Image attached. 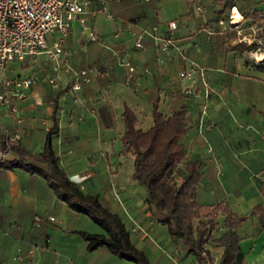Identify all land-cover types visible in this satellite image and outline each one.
<instances>
[{
    "label": "crops",
    "instance_id": "0c3cea01",
    "mask_svg": "<svg viewBox=\"0 0 264 264\" xmlns=\"http://www.w3.org/2000/svg\"><path fill=\"white\" fill-rule=\"evenodd\" d=\"M221 1L112 2V18L99 14L91 22L97 34L109 42V48L84 38L79 22L65 38L66 61L62 65L89 69L92 82L74 90L70 74L66 87L47 92L39 81L21 103L24 134L20 141L32 153H38L52 126L58 99L60 131L54 145L60 165L85 193L97 194L105 207L121 217L134 245L145 251L153 264L205 263L189 252L179 237L171 236L166 224L155 219L144 185L132 177L133 157L123 154L121 158L127 157L131 163L130 180L123 179L119 184L108 181L101 187L100 176L93 175L104 171V156L123 148L125 105L136 111L142 129L153 125L149 99L157 88L161 89V103L166 100L170 108L165 111L160 103L164 113L170 115L180 106L188 109L189 128L182 140L187 154L180 164L185 166L189 160L201 164L196 190L199 204L223 202L238 214H248L264 203V42L249 40L252 26L264 25V0H230L231 9L219 13ZM233 8L240 16L239 30L220 24ZM171 20L178 23L174 33L178 50L170 59H157L152 40H147L142 50L134 47L133 33L141 26L159 25L160 33H166ZM114 50L129 54L138 68L129 86L125 84L127 70L117 65ZM11 66L23 75L21 66ZM146 68L149 73H144ZM185 68L197 79L192 96L184 93L191 81L178 76ZM6 157L17 158V153L8 152ZM87 173L90 178L81 182ZM136 194L146 200L139 216L127 206L128 199ZM87 220L91 219L75 214L59 201L40 176L22 169H0V264H121L122 259L105 247L89 249L79 234L77 243L66 239ZM50 221L58 231L48 228ZM224 221L220 216V225L212 233L215 238L227 230ZM237 231L245 263L264 264V231H258L257 218L250 215ZM204 248L209 252L207 264H220L224 248L212 242Z\"/></svg>",
    "mask_w": 264,
    "mask_h": 264
},
{
    "label": "trees",
    "instance_id": "16d2710c",
    "mask_svg": "<svg viewBox=\"0 0 264 264\" xmlns=\"http://www.w3.org/2000/svg\"><path fill=\"white\" fill-rule=\"evenodd\" d=\"M219 13L231 9L230 0L220 2ZM252 17L255 14L251 15ZM264 42V30L257 33ZM161 89L150 94L153 125L139 127L136 111L125 105L122 113L124 133L122 136V154L133 156V178L140 181L146 190L147 201L152 214L159 222L168 226L169 234L179 237L182 244L191 253H196L200 262L207 264L209 252L206 243H215L224 248L220 264H236L243 260L240 247L241 236L237 227L248 220L250 215L258 220V231H264V203L256 205L248 214L236 213L231 205H201L197 200V186L201 180V164L194 160L185 162L184 172L179 170L186 157L187 150L183 138L188 133V109L180 106L168 115L160 108ZM60 93V92H59ZM58 99L54 105L52 126L46 132L45 144L38 153H32L23 142L13 143L11 151L17 158H0V169H22L30 175L40 176L52 189L56 198L64 202L75 214L88 216L98 224L104 233H90L81 230L89 249L105 247L120 259L134 264H153L145 251L134 245L130 232L121 217L105 207L97 194H87L78 183L71 180L66 169L60 165L55 150V137L60 131ZM223 216L226 231L220 238L212 234L220 225Z\"/></svg>",
    "mask_w": 264,
    "mask_h": 264
},
{
    "label": "built area",
    "instance_id": "2783aa9c",
    "mask_svg": "<svg viewBox=\"0 0 264 264\" xmlns=\"http://www.w3.org/2000/svg\"><path fill=\"white\" fill-rule=\"evenodd\" d=\"M122 0H0V158H5L11 152L13 143H18L24 134V114L21 103L26 99L28 91L39 83L37 75L23 76L14 72L12 64L23 67L29 63H36L39 55L46 54L55 63L56 72L61 68L73 77V89L80 90L84 85L92 82L89 69H75L64 61L65 38L73 30V24L79 22L82 34L89 42L101 43L103 40L96 32L91 22L99 15L105 14L112 18L110 9L112 2ZM199 9L200 6H198ZM233 8L228 19L221 20L220 24L230 30H239L240 23ZM178 23L171 20L167 25V32L160 33L159 25L141 26L134 32V47L142 50L146 41L155 43V52L159 61L170 59L178 50L174 33ZM264 30L263 24L252 26V35L249 40L261 39L257 33ZM241 40H248L242 37ZM106 46V45H105ZM109 48V47H108ZM116 63L127 70L125 84H132L138 68L132 62L129 54L113 51ZM62 61L61 64L59 62ZM146 68L144 73H149ZM181 79H188L192 85L186 88L188 93L194 92L197 82L195 73L189 69L178 72ZM201 77L202 73H201ZM48 82L56 88L57 76H49ZM90 174H85L81 182L88 180ZM53 220L54 217L52 216Z\"/></svg>",
    "mask_w": 264,
    "mask_h": 264
},
{
    "label": "rangeland",
    "instance_id": "374dc122",
    "mask_svg": "<svg viewBox=\"0 0 264 264\" xmlns=\"http://www.w3.org/2000/svg\"><path fill=\"white\" fill-rule=\"evenodd\" d=\"M109 42L105 41V45L106 47H109ZM63 56L65 57V55L63 54ZM66 61V60H64ZM62 61L59 62V64H61ZM74 64V62H73ZM75 69H78L76 66H73ZM55 68V63L51 60V58L49 56H47L46 54L43 55H39L38 56V60L36 61V63L29 64V65H25L22 67L21 71L22 74L24 76H30V74H36L38 75L40 78V85L41 87H43V89H45L47 92H51V91H55L58 90L60 88H64L68 85L69 81H70V73H66V71H64L63 69H60L58 72H56V70H54ZM23 69H27L28 74H26L24 72ZM49 76H57V84L58 86L56 88H54L49 82H48V77ZM185 94H187L188 96H192L194 93H188L187 91L184 92ZM162 108L165 111L169 112L168 105H167V101L163 100V102L161 103ZM58 147V144L57 146ZM123 156L122 152H118L115 151L113 153H109L106 156H104L103 160L105 161L103 166L105 167L104 171H96L93 173L94 176H100L99 178V186L103 187L105 182L110 181V183H118L121 182V180L126 179V180H130L131 179V163L130 161H128L127 157H123V159H121ZM129 158H132L133 156L128 155ZM68 169V167H67ZM102 172V174H100ZM184 172V166H180L179 170L175 173V176H179L181 175V173ZM113 182H112V181ZM142 185V184H140ZM142 189V186H141ZM143 191V189H142ZM138 194H142L141 191H137ZM136 194L134 196V198H130L128 199L129 202H127V206L131 207L132 211L138 212V216L140 213V209L142 210L143 208H141L145 203V199H143L142 197H140V195ZM123 199V198H122ZM136 200V202H135ZM123 201L125 202V200L123 199ZM141 203H138L140 202ZM135 203H138V205H134ZM133 213V214H134ZM144 215V213H143ZM143 215H141V218H143ZM48 226L49 229H51V231H58V227L55 226V223L53 221H50L46 224ZM81 228L78 230L76 229L75 231L67 234L66 239L67 240H71L73 241V243H77L79 240L78 239V234L79 236L80 231L82 229H84L85 231H88L90 233L96 232V233H104V230L96 223H94L91 220H87V222H82L81 224ZM51 227V228H50ZM83 238V237H82ZM84 239V238H83ZM85 243H87L86 245L89 244V242L85 239ZM89 248V247H88ZM118 259L119 257L116 256ZM121 261V260H119ZM121 264H134L132 261L126 260L122 258Z\"/></svg>",
    "mask_w": 264,
    "mask_h": 264
},
{
    "label": "bare ground",
    "instance_id": "6f19581e",
    "mask_svg": "<svg viewBox=\"0 0 264 264\" xmlns=\"http://www.w3.org/2000/svg\"><path fill=\"white\" fill-rule=\"evenodd\" d=\"M235 13H236L235 15L238 17L239 15H238L237 11Z\"/></svg>",
    "mask_w": 264,
    "mask_h": 264
}]
</instances>
